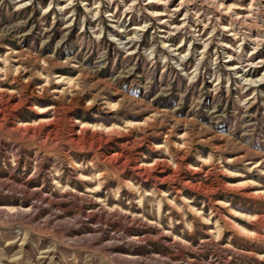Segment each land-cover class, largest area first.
<instances>
[{"label": "rangeland", "instance_id": "1", "mask_svg": "<svg viewBox=\"0 0 264 264\" xmlns=\"http://www.w3.org/2000/svg\"><path fill=\"white\" fill-rule=\"evenodd\" d=\"M130 2L0 0V264H264V83L222 44L251 48Z\"/></svg>", "mask_w": 264, "mask_h": 264}, {"label": "bare ground", "instance_id": "2", "mask_svg": "<svg viewBox=\"0 0 264 264\" xmlns=\"http://www.w3.org/2000/svg\"><path fill=\"white\" fill-rule=\"evenodd\" d=\"M113 1L114 0H110L111 3ZM135 1L137 0H131L128 7H126L130 13L134 12L137 8V3ZM230 1L231 0H143L147 8H158L151 15L156 19L157 25H159V32L165 35L163 38H166L167 35L175 36V34H184L189 30L192 33L194 41L198 45L205 46V44H208L207 41L204 40L200 34H197L196 30H193L194 27H192V22H195L197 25H203L205 28H209L212 23H215L218 32L221 34L236 38L240 37L243 42L241 43L242 46L248 44L251 48V52L242 54L241 52L244 48L236 50L226 44H222L225 58L224 62L227 66H231L230 70L238 74L237 78L241 79V81L243 80L246 85H262L264 83V74L253 81L245 80L246 78L244 79L240 73L245 69L249 70L252 68L264 67V58H260L258 55L259 52L264 49V17L260 19L261 21L258 20L260 15L264 16V0H247L249 1L247 10L228 7L227 4ZM240 1L243 2L246 0ZM240 10H245V12L240 13ZM109 16L111 17L110 22H116L112 19L114 18L113 15ZM172 22L176 24L172 25ZM139 32H143V29L139 27L135 28L134 35L126 38L125 35H122V31H119L122 39L118 40L121 44L135 42L138 39ZM182 50L183 46H177L172 47L170 52L173 57L184 60L186 55L182 54ZM63 80L64 79L60 78L57 83H61ZM43 112L44 111H40V113Z\"/></svg>", "mask_w": 264, "mask_h": 264}]
</instances>
